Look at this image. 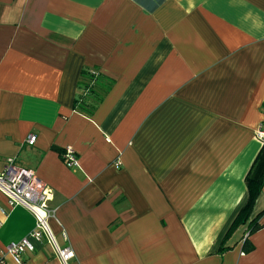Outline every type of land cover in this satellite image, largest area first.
Masks as SVG:
<instances>
[{
    "label": "crops",
    "instance_id": "0c3cea01",
    "mask_svg": "<svg viewBox=\"0 0 264 264\" xmlns=\"http://www.w3.org/2000/svg\"><path fill=\"white\" fill-rule=\"evenodd\" d=\"M83 70L113 82L91 112ZM263 103L264 0H0V174L54 190L70 264H264V189L237 220ZM0 221V256L35 227L1 191ZM23 264L61 262L43 243Z\"/></svg>",
    "mask_w": 264,
    "mask_h": 264
},
{
    "label": "built area",
    "instance_id": "2783aa9c",
    "mask_svg": "<svg viewBox=\"0 0 264 264\" xmlns=\"http://www.w3.org/2000/svg\"><path fill=\"white\" fill-rule=\"evenodd\" d=\"M257 136L264 142L263 124L259 127ZM35 141V135L28 138L30 145ZM61 158L66 167L70 169L79 167L78 157L73 149L66 148L61 153ZM0 191L7 197L12 209L21 206L29 210L35 218L34 229L21 240L9 244L0 256V263L5 264V258L11 257L16 264H23L27 254L34 253L37 245L45 243L53 249L61 264H70L74 253L66 233L64 231L62 233L65 244H61L50 225L54 212L50 207L54 200V190L40 179L35 171L16 167L13 160L9 159L0 174Z\"/></svg>",
    "mask_w": 264,
    "mask_h": 264
},
{
    "label": "trees",
    "instance_id": "16d2710c",
    "mask_svg": "<svg viewBox=\"0 0 264 264\" xmlns=\"http://www.w3.org/2000/svg\"><path fill=\"white\" fill-rule=\"evenodd\" d=\"M82 78L80 81V86L83 88L84 93L81 96V98L76 103L77 108H82L83 111L91 112L94 108V106H97L100 101H102V97L97 94V90L95 89V86L101 87L106 92L109 91V89L112 87L113 82L104 76H102L97 71H89V70H83L82 72ZM91 96L92 98H96V103H89L88 101H85L83 98H85L87 95ZM86 95V96H85ZM263 111H264V103H263ZM264 126V123H263ZM247 190H248V200L244 207L240 211V215L238 216L237 220L238 222H246L249 220L253 209L255 202L258 198V196L262 193L264 189V142H262V147L257 154L249 172L246 175L245 178ZM234 223V226L236 225V222ZM261 226L258 224L257 219H254L253 221L249 222V232L253 233L256 230H258ZM253 245L250 241L246 240L243 246L244 252H250L253 250ZM225 248L220 249V252H223Z\"/></svg>",
    "mask_w": 264,
    "mask_h": 264
},
{
    "label": "rangeland",
    "instance_id": "374dc122",
    "mask_svg": "<svg viewBox=\"0 0 264 264\" xmlns=\"http://www.w3.org/2000/svg\"><path fill=\"white\" fill-rule=\"evenodd\" d=\"M245 228H246V226H241V227L239 228V230L241 231L240 233L244 232Z\"/></svg>",
    "mask_w": 264,
    "mask_h": 264
}]
</instances>
